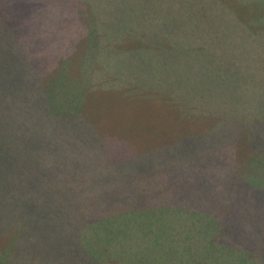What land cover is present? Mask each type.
<instances>
[{"label":"trees","instance_id":"16d2710c","mask_svg":"<svg viewBox=\"0 0 264 264\" xmlns=\"http://www.w3.org/2000/svg\"><path fill=\"white\" fill-rule=\"evenodd\" d=\"M159 1L75 0V7L70 9L74 16L72 29L82 38L92 33L97 45V67H116L119 78L121 70H128V64L142 68L146 65L147 69L165 72L179 67L185 71L188 67L190 74L203 65L211 67L212 60L205 64L206 56L200 57L197 50L191 48L196 40L206 37L204 25H210V21L194 19L186 9H201L212 19L218 6L224 3L220 0H164L167 10L183 9L181 13L185 16L176 18L171 14L166 22L154 15L148 17L147 12L153 14ZM142 15L148 17L152 41L130 33L133 21ZM122 17L129 29L114 35L113 30ZM148 46L151 52L144 53ZM6 55L7 61L10 60L12 54L0 51V66ZM57 68L49 73L40 68L41 72L25 73L24 68L17 72L0 67V139L10 146L15 145L10 157L15 148L21 156L24 154L21 149L36 148L34 155L39 162L37 168H18L9 183L2 182L3 190H8L10 197L17 200V207L24 208L27 204L30 208L22 213L15 209L10 214V222L19 217L30 224L22 235L26 240H18L11 255L3 256L10 262L28 259L34 262L32 264H144L142 259L147 260L146 257L157 251L182 262L193 256L192 264H264V220L260 219V214L258 222L253 223V229L247 230L246 235L245 231L230 229L224 223L233 216L242 222L245 220L244 223L257 217L247 219L243 203L238 204L240 209H237L226 198L224 202L213 200L218 194L227 196L226 191L223 192L225 187L228 193L243 197L246 190L253 195L261 192L264 195V191L257 186L248 189L243 184L236 186L235 181H229L231 178L223 177L225 172L221 167L206 170L202 165L206 153L198 150L200 144H208L201 140L203 136H192L193 143L189 145L179 140L163 152L155 153L151 148L137 151L130 158L119 154L122 161L110 158L109 153L99 147L89 148V145L94 146L92 141L88 146L79 144L86 134L76 125L81 115L62 114L69 108L63 92L68 88L61 83L53 89L46 86ZM21 74L20 84L13 85L11 82ZM204 76L207 80L210 75ZM101 81L100 75L94 78V85ZM55 89V97L53 92L49 97L50 91ZM51 97L55 98L54 102ZM13 133H19L20 138H13ZM24 133L31 138H25ZM28 142L30 144L26 145ZM66 142L75 145H66ZM18 143L25 146L18 147ZM182 150L188 155H182ZM60 158L62 163L58 162ZM191 159L200 165L198 180L190 179L188 174L181 177L183 170L178 167L187 165ZM88 166L99 169L97 177L105 175L106 178L100 177V183L96 182L95 175L87 178L91 175ZM4 167L5 163H0V172L4 173ZM207 174L212 175L210 182L205 180ZM192 198L199 199L204 207H193L189 202ZM46 238L53 240L47 245L52 250H46ZM35 239L40 240L32 241ZM4 248L2 246L0 251ZM192 251L199 252L196 255ZM172 260L168 264H172Z\"/></svg>","mask_w":264,"mask_h":264},{"label":"rangeland","instance_id":"374dc122","mask_svg":"<svg viewBox=\"0 0 264 264\" xmlns=\"http://www.w3.org/2000/svg\"><path fill=\"white\" fill-rule=\"evenodd\" d=\"M220 1L224 4L218 6L219 10L215 11L212 19L201 9H186L194 19L204 20V23H207L206 19L210 21V25H204L206 37L196 40L191 48L197 50L200 57L206 56L205 64L212 60L211 67L203 65L194 74H190L188 67L185 71L181 67L172 71L166 69L167 73L170 72L167 74L163 69L151 70L146 65L142 68L141 65L128 64V70H121L119 78L116 67H97V45L92 33H88L87 38L83 36L84 39L73 31L71 21L74 16L70 14V9L75 7V0H0V51L12 54L8 61L6 55L0 67L17 72L24 68L25 73L41 72L40 68L49 73L58 66L46 86L53 89L61 83L68 88H64L63 92L69 108L68 111L64 109L62 114L81 115V121L77 120L76 125L86 134L79 144L87 145L92 141L94 146L87 145L89 148L99 147L107 151L110 158L122 161L120 155L130 158L137 151L151 148L155 153L158 150L163 152L179 140L189 145L193 143L192 136H203L201 140L208 144H197L198 150L206 153L202 161L206 170L221 167L225 172L223 177L226 180L231 178L229 181H235L236 186L243 184L246 189L257 186L264 191V0ZM167 9V3L160 0L153 14L147 12L148 17L154 15L166 22L171 14L176 18L185 17L181 13L183 9ZM148 17L138 16L130 27V33L137 38L151 40ZM125 20L124 17L119 19L122 29L115 27L114 35L129 29ZM171 25L182 27L180 24ZM147 51L151 52L150 46L144 53ZM142 56L145 57V54ZM56 60L57 65L54 64ZM99 74L101 84L94 85V78H98ZM205 74L210 75L207 80ZM22 76L11 83L20 84ZM52 92L55 97L56 89L50 91L49 97ZM54 97L50 98L52 102ZM13 134V138H20L19 133ZM25 135V138H31ZM16 146L25 145L18 143ZM12 147L15 145L10 146L0 139V163H5L4 173L0 172V250L5 246L0 251V264H32L34 262L28 259L10 262L8 257L3 256L11 255L18 240H26L23 236L30 224L19 217L12 223L10 214L15 209L22 213L30 211V208L27 204L24 208L22 205L17 207V200L10 197L8 190H3L2 182L9 183L18 168H37L39 165L34 155L36 148L21 149L24 152L22 156L15 148L10 157ZM112 152L115 153L111 155ZM180 153L188 155L186 150ZM58 162L63 160L60 158ZM199 166L191 159L187 165L178 168L183 170L181 177L188 174L190 179L198 180ZM88 171L91 175L87 178L99 174V169L94 166H88ZM202 172L205 173L204 170ZM211 176L207 174L205 180L210 182ZM100 177L106 178L100 175L96 178L97 183L101 182ZM200 177L204 179L203 175ZM228 191L225 187L223 192L227 196L218 194L213 200L224 202L226 198L237 209H240L238 204L243 203L247 219H254L260 214V219L264 220L262 192L253 195L246 190L243 197ZM189 202L193 207H204L199 199L192 198ZM258 218L246 219L247 223H244L245 220L242 222L233 216L224 224L248 235L247 230L253 229V223L258 222ZM37 240L40 239L32 241ZM51 243L53 240L46 238L45 245ZM46 250L52 249L47 246ZM198 252L192 251L196 255ZM46 254L49 257L47 251ZM169 256L153 251L146 257L147 260L142 259V263L168 264L172 260ZM191 258L187 262L172 260V264H192L195 260Z\"/></svg>","mask_w":264,"mask_h":264}]
</instances>
